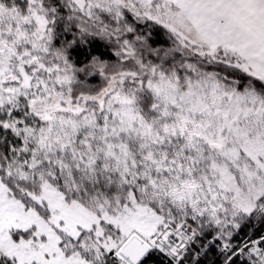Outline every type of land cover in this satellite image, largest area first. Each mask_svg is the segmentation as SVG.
I'll return each mask as SVG.
<instances>
[{"label": "snow or ice", "instance_id": "1", "mask_svg": "<svg viewBox=\"0 0 264 264\" xmlns=\"http://www.w3.org/2000/svg\"><path fill=\"white\" fill-rule=\"evenodd\" d=\"M0 264H264V0H0Z\"/></svg>", "mask_w": 264, "mask_h": 264}]
</instances>
